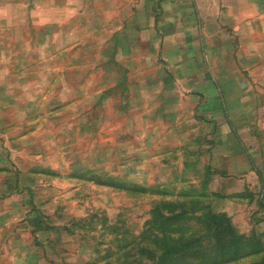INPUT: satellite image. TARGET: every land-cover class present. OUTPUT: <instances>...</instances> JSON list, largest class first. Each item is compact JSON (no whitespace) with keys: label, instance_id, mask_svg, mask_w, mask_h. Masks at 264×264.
<instances>
[{"label":"rangeland","instance_id":"1","mask_svg":"<svg viewBox=\"0 0 264 264\" xmlns=\"http://www.w3.org/2000/svg\"><path fill=\"white\" fill-rule=\"evenodd\" d=\"M137 2L36 3L28 39L44 21L51 43L2 93L0 264H264V109L203 121L140 93L107 41Z\"/></svg>","mask_w":264,"mask_h":264},{"label":"crops","instance_id":"2","mask_svg":"<svg viewBox=\"0 0 264 264\" xmlns=\"http://www.w3.org/2000/svg\"><path fill=\"white\" fill-rule=\"evenodd\" d=\"M43 1L0 0V109L7 106L2 93L12 91V75L26 76L27 82L33 76L35 44L44 46L45 34L51 43L44 21L36 31L39 40L28 39L35 28L34 10L40 8L36 3ZM131 5L117 23L113 14L107 18L108 25L113 23L108 60L113 69L136 66L137 76L144 78L136 82L140 93L169 91L174 98L164 97L161 105L186 103L202 110L194 118L203 121L214 122L216 111L231 122V109H239L232 113L236 117L242 108L264 109V0H138ZM18 32L25 38L17 39ZM4 41L16 43V51ZM13 57L21 63L4 69V60Z\"/></svg>","mask_w":264,"mask_h":264},{"label":"trees","instance_id":"3","mask_svg":"<svg viewBox=\"0 0 264 264\" xmlns=\"http://www.w3.org/2000/svg\"><path fill=\"white\" fill-rule=\"evenodd\" d=\"M226 215L224 213H218L214 216V223L216 224H221L222 223V219H225ZM196 238H191V239H188L186 241V245H191L195 242Z\"/></svg>","mask_w":264,"mask_h":264}]
</instances>
